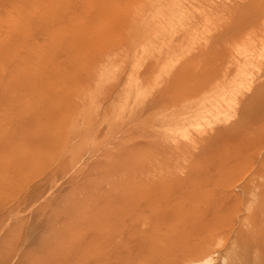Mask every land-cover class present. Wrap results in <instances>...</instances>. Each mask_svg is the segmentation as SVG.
I'll use <instances>...</instances> for the list:
<instances>
[{"label":"rangeland","instance_id":"obj_1","mask_svg":"<svg viewBox=\"0 0 264 264\" xmlns=\"http://www.w3.org/2000/svg\"><path fill=\"white\" fill-rule=\"evenodd\" d=\"M47 1L34 0L30 4L34 13L47 15L44 22L51 26L49 38L61 42L66 34H70L72 40L77 41L83 36L86 41L84 44L68 43L69 47L62 51L50 49L48 55L55 53L49 59L55 57L52 60L62 61L59 68L62 69L63 64L62 70L70 71L72 76L47 86L49 93L44 99L24 98L16 91L18 89H6L14 75L10 79L0 73V88L3 86L0 89V97H3L0 101V264H147L155 254L149 255L150 248L145 252L142 249L147 248L146 243H152L156 228L157 233L162 234H159L161 237L156 234L158 237H153V241L160 237L166 250L161 247L157 254V249L153 248L156 250L153 253L165 254L169 248L166 245L174 246V240L170 242L175 232L172 225L174 207H160L165 216L173 213L172 219L164 217L156 228L152 227L157 220L154 218L157 211L145 205L147 212L141 208L144 213L137 212L139 208L131 204L134 195L128 196L125 190V196L124 189L134 176L142 175L146 180L149 176L159 187L162 178L174 180L177 175L184 179L187 173L213 165L208 157L200 158V161L190 156L185 162L184 156L190 155L189 151L192 155L201 150L204 146L200 139L202 131L209 130L216 121L224 120L225 112L218 113L217 109L231 102L238 87L250 82L247 71H241L239 76L236 74L237 68H233V63L227 59L230 56L223 43L233 42V54L239 59L249 53L248 49L240 48L233 41L234 33L223 34L221 37L225 39L222 40L212 31L214 25L229 19L243 0H72L79 7L78 13L74 14L65 9L71 0ZM22 2L0 0V10L5 12H1L4 13L2 17L0 13V43L3 45L6 41L3 47L12 40L23 39L28 29ZM42 2H46L45 5ZM213 10H222L223 14ZM60 25L66 28L61 30ZM45 32L42 37L47 35ZM218 38L220 43L217 44ZM211 39L217 46L209 44ZM26 43L20 47H26L27 56L38 49H34L38 44ZM249 46L258 57L264 53V42ZM21 48L17 51L21 54L19 58L23 57L21 64L24 65L23 62L30 61L24 51L21 53ZM203 51L214 57L212 54L205 56L207 53L201 56ZM0 59L1 63L3 59ZM19 62L18 67L21 66ZM16 65L13 64L14 70ZM215 65L218 74H222V87L205 91L209 86L203 79L207 69ZM4 66L0 72L3 69L7 73L9 69L6 71ZM9 66L12 72H8L15 73ZM185 68L195 75L198 72L199 80L194 74L189 76ZM247 69H252V65L246 63L244 71ZM4 90H7L6 95ZM259 103L261 108H258ZM255 105L258 131L263 132L264 99H258ZM244 123L240 124L239 130H234L235 125H231L234 128L227 126L226 132L245 134ZM253 139L257 143L255 156L250 160L245 157L249 161L245 159L244 166L241 164L243 167L229 168L232 174L234 170L238 172L240 185L255 173L256 157L258 161L263 158L264 133L254 135ZM224 143L220 141L217 146L221 147L220 151L218 148L214 151L215 154L221 152L220 160L228 148L233 150L228 152L230 158L234 156V149L230 145L225 147L227 144ZM220 171L219 167L216 175H221ZM239 205L228 216L226 214L224 221H219L221 227H213L210 231L208 242L214 240L209 244L215 246L216 253L208 259V264H264V257L256 259L258 252H252L257 250L256 245L249 246L253 243L252 238L247 237L250 230L245 231L251 220L247 217L249 203L243 207ZM128 210H133V219L130 212L125 214ZM114 215L115 221L112 220ZM126 216L132 220H127ZM170 219L171 225H166ZM249 227L254 231L251 222ZM119 232H125L126 236L119 237L112 246ZM243 232L247 233L246 238L241 234ZM137 242L145 243L141 249L137 248L141 253L135 250ZM157 242L152 243L154 247L160 246L161 242ZM247 246L251 249H246ZM169 249L172 252H167L170 255L165 254L164 258L171 260L168 262L155 256L160 261L154 259L155 263L175 264V249Z\"/></svg>","mask_w":264,"mask_h":264},{"label":"bare ground","instance_id":"obj_2","mask_svg":"<svg viewBox=\"0 0 264 264\" xmlns=\"http://www.w3.org/2000/svg\"><path fill=\"white\" fill-rule=\"evenodd\" d=\"M22 1H23L22 2L23 5H24L23 17L28 22V24H27L28 29H26V31H25V34H24L25 36L23 35L24 38L20 39L19 41H17V40L13 41L12 40L13 43H11L12 41L8 42V44L5 47H3V46L6 43V41L3 45H2V43H0L1 44L0 50L1 51L4 50L3 53L0 52V57H2V59H3L0 64H2L3 66L6 65V68H7V69H5L6 71L8 69H9L8 71H10V68H8L7 65L9 66L12 64V66H9V67H12V69H13V71H15V73H10L12 71H10V72L7 71V73H6L5 71H3L4 68L2 65H0V70H1V68H3L2 72H0V73L4 78H10V77H13V75L15 77V78L13 77L12 79L10 78L11 79L9 81L10 84L7 85L6 89H18L16 91L19 92L20 94H22V96L24 98H30V99L31 98H33V99L43 98L44 99L46 94L49 93L47 86H50L51 84H53L55 82H56V84H58V82H61L64 79L67 80V79L71 78L70 76H72L70 71L65 72L62 70L64 67V66L62 67L63 64L61 65L62 69L59 68V65H60L59 62L63 63L62 61H60L58 59H56L57 61L52 60L55 57H53L50 60L49 59L51 57L50 55L55 53L56 50L57 51L65 50L66 47H69L68 43L72 44L75 41V39L72 40L70 34L69 35L66 34L65 37L62 38L61 42L60 41L53 42L51 40L53 37L50 36L51 38H49V35H50L49 31H50L51 26L48 27V25L44 22L47 15L45 13L36 14L33 12V10L31 9L32 5L30 3H31V1H34V0H22ZM56 1L54 0L53 2H56ZM73 2L74 1H72V0L69 1V4L66 5V7H65V9H67L68 13H70V14L72 12L74 14L75 12L78 11L77 8H79L78 5L77 4L75 5V3H73ZM173 2H174V0H173ZM42 3H44L43 5H45L46 2H42ZM234 4H232V6ZM229 5H231V4H229ZM174 7H175V4H174ZM212 7H213V5H212ZM226 7H228V6L226 5ZM220 8H219V10H220ZM228 8L231 9L230 6ZM234 8H232V9H234ZM214 9H216V8H214ZM234 10H237V11H234ZM234 10H232V11H234V13H232V11H231L232 15H230V16H229V13H227L229 16V19L228 18L225 19L226 21H224V22L220 21V25L219 24L214 25V27L212 28V31H213V34L216 32L217 35H220L218 37H221V36L223 37L224 36L223 34H225L227 32L231 33V34L234 33V36H232L234 38L233 41L237 42V45H239L240 48L245 47L248 49L247 52H249V53L247 55H244L245 61H243L244 58L239 59L236 56H234V54H233L234 52L232 51V49L234 47L233 42L228 43L227 41H225L223 43L227 46V47L224 46V48L227 50L228 56H230L227 59L229 60L230 63H233V65L236 66L235 67L232 65L233 68H235V69L237 68L236 74H238V76H239V75H241V71H242V73H245L247 71V73L251 76L249 79L250 82H249V84H245L246 87H244L245 85L238 87L236 93L230 98L231 102H228V103L224 104L223 106H221L217 109L218 113L222 112V111L225 112L224 120H223V122H217L216 121L214 124L209 126L210 127L209 130H203L202 131V133L200 134V139H202V144H204V146L202 145L201 150L197 151V153L194 152L197 155H195L194 153L191 155V151H189L190 153L189 152L188 153L190 155H188L186 153L184 156V159L186 158L185 162H187V159L190 156H193L194 158H199V160H200V158L205 159V157L206 158L208 157V158H211L213 165L208 167V168L205 166L204 168H206V169L201 168V169H198V171H192V173H190V174L187 173L188 176H186L184 179L181 178V176L178 177L177 175L174 177V180H172V178H162L161 177L163 180H162V182L160 181L161 184H159V182H158V185H160L159 187H157V185H155V182L152 181L153 179L151 180L149 178V176H148L147 180L142 175L134 176V178H132L131 181L129 180V182H127L130 185L128 184L129 186H127L124 189V193H125V190H127L126 192L128 193V196L134 195L133 197H135V199L133 200V198L131 197L133 202H131V200H130V202L132 205L133 204L135 205V208L136 207H137V209L139 208L137 210V212L140 210V208L142 209V211H143V209H145V211H146L147 206L149 207V209L152 207L153 209H151V210L157 211V213H155V215H154L155 217L154 216L151 217L152 219H153V217L157 219L156 221L153 220L155 222L152 221L154 224H152V222H151L152 227L156 228V226L159 225L160 221L162 222L165 219L171 218L170 215L173 214V213L169 214L170 210L165 209V210H168V212H169L165 216L166 213H164L163 210L160 212V210H159L160 207H166V208L174 207V215H172V217L174 216V218H173L174 223L172 225H174V231L175 232H174V239H170V242L171 241L173 242V240H174V246L171 244L172 246L166 245V247H169V248L172 247L173 250L175 249L174 250V254H175L174 263L175 264L176 263L182 264V262L187 263V264H199L200 262H203V261L204 262L207 261L206 264H208V259L211 258L212 256H214L216 253V251L214 250L215 246L213 247L211 244H209V243H213L214 240L211 242V240H212L211 239L208 242V240L210 239L209 236L211 234L210 231L213 229V227L214 228H217L218 226L221 227L222 226L221 222L224 221L223 219L229 215V212L231 213V211L233 209H235L236 206H238L239 204H240L239 206L243 207L248 201H249L248 202L249 206L247 209H249L248 211H250V214L247 217H249L251 219L250 220L251 225L254 227V228L251 227L252 230L254 229V231H251V229L249 227L250 222H248V225L246 226L247 230H245V231L250 230V231H248L249 235H247V237L248 238L251 237L252 239L251 238L250 239L253 240L252 241L253 243L251 242L252 245H249V241H248V245L251 247L256 245L257 250L256 251L251 250L253 253L258 252V253H256L258 255L255 256L256 259L259 257H261V258L264 257V252H263L264 251V226L262 225V224H264L263 223L264 222V217H263V215H264V152H263V158L260 159L259 161L257 160L259 158L256 157L255 161H257L256 162L257 163V165H256L257 169H256L255 173L250 177L249 180L247 179V181H244V183L241 185L238 184V182L240 181L238 179V176H239L238 172H236L234 170V172H233L234 174H232V173H230V169H229V168H232L231 166H233V169L237 168L238 167L237 165L241 166V164H242L244 166L246 161H245V163H243V161L245 159H247L245 157H248V159L250 160L251 158H253L255 156V154H256L255 153L256 152L255 147H256L257 143L254 142L253 137H254V135L264 133V131L263 132L258 131L259 130V127L257 124L258 110H256V105H255V101H257L258 99H264V53L260 54L261 57H258L255 53H253L251 51V46H249L251 44L255 45L258 41L264 42V0H243V3L238 4L237 9H234ZM63 11H62V13H63ZM140 11H142V9ZM214 11L216 13L220 12V11L213 10V12ZM1 12H4V11L0 10V13ZM221 12H222V10H221ZM3 14L1 15V17L3 16ZM70 14H69V16H71ZM222 14H223V12H222ZM218 15H220V14H218ZM222 17L223 16H221L220 18H222ZM73 18H75V17H73ZM224 18H225V16H224ZM65 20H64V22H65ZM58 24H60V23H58ZM13 26H14V24H13ZM208 27H210V26H208ZM63 28H66V26L60 25V29L63 30ZM55 30H57V29H55ZM8 31H10V29ZM8 31H5V32H8ZM1 32L4 33V30H2ZM43 32H45L44 34L45 35L47 34L48 36L46 35V36L42 37L41 34ZM231 34H229V35H231ZM10 35H13V34L10 33ZM19 35H21V33ZM73 35H75V34L73 33ZM2 36H4V35H2ZM40 37H42V38H40ZM212 37L214 38L213 35H211V38ZM222 37L220 39H222ZM228 37L229 36H227L226 38H228ZM9 38H11V37H9ZM13 39L15 40V38H13ZM41 39H43V41H41ZM224 39H222V40H224ZM22 40H24V43ZM76 40L77 41H75V42L77 44L78 43L84 44L86 41V40H84L83 36L77 38ZM214 40H215V38H214ZM218 40H219V38H218ZM218 40L216 39V41H218ZM26 41H31V43L34 42L33 44L36 43V45L38 44V46H39V47L38 46L34 47V49L35 48H38V49L36 51H34L32 54H29L28 56H27L28 53H26L28 51H24V49L26 47L24 49H22L20 47L23 44H27ZM211 41H212V39L210 40L209 44L210 43L213 44L214 41H212V42ZM226 42H227V44H226ZM9 43H10V45H9ZM218 43H220V40H219V42H217V44ZM71 44H70V46H71ZM217 44H215V45L213 44V45L217 46ZM214 46H213V48H214ZM208 47L209 46H206V48H208ZM19 48L22 49V50L20 49L21 53L23 51H24L23 54L26 53L25 57L29 58L28 61H30L29 62L30 64L26 63V62H23V63H25L24 65L21 64L22 63L21 60L23 59V57L21 56L22 58L21 59L19 58L21 55V54L19 55V51H17V50H19ZM27 48H29V47H27ZM50 49H54L55 52H52L51 54L49 53L50 55H48V52L50 51ZM206 50H209V48ZM216 50H219V49L216 48ZM207 52H205V53H207ZM29 53H31V52H29ZM205 53L203 51V54H201V56L204 55ZM211 54L207 53L205 56H208V55L210 56ZM212 57H214V55ZM59 58L62 59L61 57H59ZM18 60H20L19 63L21 64V66L23 65L24 67H21V66L18 67L19 66V64L17 63ZM15 63L17 64L15 66L16 70H14V66H13V64L15 65ZM208 63H206V64L208 65ZM246 63L251 64L252 69H247L244 71ZM28 64L30 65V67ZM26 66H28V68ZM228 68H230V66ZM185 69H186V72H189V70H187L188 68H185ZM190 71L195 72L197 70H190ZM207 71L208 72H206V76L203 80H205L204 84L206 86H209V87L205 88L204 90L205 91H206V89H208L207 91L213 90L214 87L216 88V86L221 88L222 82L220 79L222 78V74L221 73L218 74V67L215 65V66L207 69ZM228 71L230 72V70H228ZM8 73H10L12 75L9 76ZM189 73H190L189 76H193L191 74H194L192 72H189ZM189 73H186V74H189ZM196 73L198 74V72H196ZM231 73H230L231 75L234 74L232 71H231ZM189 76L187 75V77H189ZM229 77L230 76H228V78ZM189 78H191V77H189ZM198 80H199V78H198ZM9 82H6V83H9ZM53 85H55V84H53ZM1 88H3V86ZM205 91H203V92H205ZM2 92H3V94H5L7 92V90H4ZM0 94H2V93H0ZM1 98H3V97H0V101H2ZM261 107H262V104L259 103L258 108H261ZM200 112L201 111H199V113ZM262 112H264V111H262ZM207 114H208V112H207ZM201 115H203V114H201ZM200 116H199V118H200ZM244 121H245L244 127L245 128L247 127V130L244 129L245 131H247V132H245V134H242V135L235 134L236 131L234 133L232 132V134L229 132H226V131H228L227 129H229V128H227V126L231 128L235 125L236 128H234L235 127L234 126L233 127L234 130H237V129L239 130L240 124ZM231 125H233V126H231ZM196 138H198V137H196ZM221 138H223L222 139L223 142L225 141V143L227 144V146H225V147H228L230 145L229 147H232L234 149V152H233L234 156L231 155L232 158H230V154H229L233 151V150L230 151L231 148H230V150H228L229 148L228 149L226 148L227 152H226L225 156H223L224 155L223 153H222L223 155L221 154L224 157L223 158L221 156L223 158L222 160H220L221 158L219 156V153H221V152H217L215 154V152H214L216 150L215 148H218L217 147L218 144L220 143V141H222V140H220ZM220 148L221 147L218 148L219 151H220ZM199 149H200V147H199ZM179 153H182V152H179ZM260 154H262V153H260ZM260 154H259V156H261ZM182 155H184V152ZM182 155H180V158L182 157ZM227 155L229 158L226 157ZM204 161H207V159ZM203 162H202L203 165L209 164L208 162H206V163H203ZM218 163H220V164H218ZM253 163H255V162H253ZM243 166H241V167H243ZM256 166H255V168H256ZM219 167L221 170L220 173H222V174L216 175V173H217L216 171L219 170ZM209 168L211 170L207 171V169H209ZM255 168H253V169H255ZM232 171L233 170H231V172ZM253 171L251 172V174L253 173ZM225 172H227V173H225ZM213 173H215V174H213ZM236 173L238 176L236 175ZM237 180H239V181L237 182ZM125 181H128V180H125ZM241 182H243V181H241ZM238 189H239V191H236ZM127 193H125V196H127ZM125 201H126V199H125ZM248 203L246 205H248ZM145 205H146V207H145ZM133 206H132V208H133ZM244 208H246V207H244ZM142 211L140 210V213H144ZM129 212H130V210H128V212L125 214L128 215ZM132 212H133V210H131L130 214H132ZM153 212H151V213H153ZM226 214H227V216H226ZM132 215H129V216H131L133 219L135 217L134 216L135 214H132ZM151 215H149V217ZM246 215H248V214H246ZM114 217H115V215L113 216L112 220L115 221ZM127 217L128 216H126L125 218H127ZM131 217H129L130 219L127 218V220H129V221L132 220ZM164 217H166V218L163 219ZM171 219L168 220V222H166V225L167 224L171 225V223H170ZM259 219L263 220V221H261L262 224L259 223V221H260ZM127 220L124 222L127 223L128 222ZM220 220H221V222L219 223ZM157 221H158V224H156ZM217 222H218V225H216ZM189 225L192 226V227L190 226L191 229H190ZM213 231H212V233H213ZM154 232L158 236H160L162 234V232L157 233V228L155 229ZM154 232H150V234L152 235V234H154ZM250 232H253V233H250ZM244 233L245 232H243L241 234L243 235ZM150 234H148V239H151ZM156 234H154L152 236V243H155V244L158 243L157 242L158 240H159V242H161V240H160L161 236L159 238H154V240H156V239L157 240L155 242L153 241V237H158V236H155ZM246 234H244L243 237L246 236ZM123 235L126 236L125 232H123V233L119 232L118 235H116V238H114L113 242H115V243H113L112 246H114V244H116V240L119 237L121 239ZM194 237H198V238H194ZM238 237H239V235H238ZM244 238H246V237H244ZM191 239H193V240L197 239L198 242L195 243L196 241L193 242V240H191ZM190 241H192L193 243ZM170 242H169V244H170ZM216 242H214V243H216ZM152 243L150 242L148 244L147 243L145 244V243H141V242L138 243L137 242L136 245L139 247L136 246L135 250L141 253L140 249L143 246L148 245L147 248L143 247L142 251L143 252L149 251L148 248H150L151 252H150V254H149V252L147 254H149V255L155 254V255H153L152 259L149 258L150 260L155 259V260L159 261V259H161V258H163L164 260H167V261L171 260L169 257H167L169 259L164 258L167 255L168 256L170 255V254H167V252H170V253L172 252V251H169L170 250L169 248L167 249V251L165 253L167 255H165L163 253L164 252L163 250L161 251V253H163V254L157 255V254H159L158 250L165 247L164 243H162V242L159 243L160 246H158V244H157L158 247H154L153 245H155V244H152ZM143 244H145V245H143ZM149 244L150 245L152 244V245L149 246ZM218 245L220 246V244H218ZM177 246H178V249H177ZM249 246H247L246 249H248ZM137 248H140V249H137ZM151 248L157 249L158 253L157 254L153 253L156 250L153 249V251H152ZM244 248H245V246H244ZM244 248H241V249H244ZM246 249H244V250H245L246 254L248 255L249 251H247ZM249 249H251V248H249ZM164 250H166V248ZM147 254H145V255H147ZM163 255H165V256H163ZM141 256H143V255H141ZM155 256H156V258H159V259L154 258ZM148 260H145V262ZM150 260L147 264H152V263L153 264H159V262H160L159 261L158 263L157 262L155 263V260L153 262H150ZM144 264H146V263H144Z\"/></svg>","mask_w":264,"mask_h":264}]
</instances>
